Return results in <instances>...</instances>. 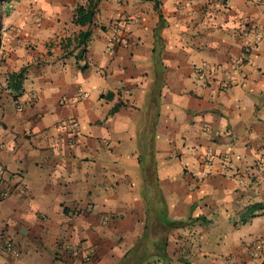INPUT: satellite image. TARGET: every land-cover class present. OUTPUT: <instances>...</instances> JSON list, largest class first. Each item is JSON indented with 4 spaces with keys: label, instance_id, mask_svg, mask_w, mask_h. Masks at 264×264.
Returning <instances> with one entry per match:
<instances>
[{
    "label": "crops",
    "instance_id": "0c3cea01",
    "mask_svg": "<svg viewBox=\"0 0 264 264\" xmlns=\"http://www.w3.org/2000/svg\"><path fill=\"white\" fill-rule=\"evenodd\" d=\"M158 1L101 0L94 24L127 19L125 41L93 29L82 60L61 44L31 56L15 127L32 137L1 162L25 189L18 264H79L80 244L88 264H264V0ZM45 2L56 22L72 3V20L73 1ZM199 67L217 70L201 80Z\"/></svg>",
    "mask_w": 264,
    "mask_h": 264
},
{
    "label": "rangeland",
    "instance_id": "374dc122",
    "mask_svg": "<svg viewBox=\"0 0 264 264\" xmlns=\"http://www.w3.org/2000/svg\"><path fill=\"white\" fill-rule=\"evenodd\" d=\"M71 1H73L75 6L84 3L83 0ZM46 2L45 0H13L9 4H4L0 7V264H18L22 258L23 250L20 244H23L15 238L20 232L17 230V220L15 215H13L12 208L17 206L16 199H24L26 197L25 189L22 185L19 183L14 185L10 183L11 181L7 177H4L6 171L1 162L3 158L8 157V154L12 151L11 145L14 146L17 138L19 141H29L32 137L30 133L26 131L20 132L15 127L17 114H22L23 108L19 99L20 96L9 87L8 77L21 70L25 71L32 55H40L44 50H48L50 55H54L55 52H51V50L56 49L59 44L65 43L68 38L61 39V42H59V36L56 33L51 35L52 31H63L64 35L69 34V38L76 34L73 31H80V28L74 26L69 20L68 11L72 9V3L71 6L69 5L70 2L66 4V13L56 22L52 20V13L48 10L49 4L47 5ZM128 22L127 19H114L106 26L101 23L99 25L94 24L90 27V30L114 31V26L119 24L122 26L121 31H126L125 25L127 26ZM12 49L14 51H11ZM2 141H5V143H2ZM102 154L104 155V152ZM141 166L144 167L145 165L141 164ZM110 175H107V178H112ZM152 200L154 201V198ZM155 204L166 206V201L162 197H158ZM185 227L178 229L183 233L184 230L186 232L192 231V227L186 229ZM36 232V230L31 231L27 235L25 232L23 233L31 240L28 244H24L30 248L29 250L33 248L34 244L38 245V249L41 247L38 242H35L40 237V234H38L34 238ZM51 235L49 234L48 236ZM195 240L194 244H187L186 249L193 254H200L199 250L204 248L201 243L203 239L197 238ZM6 242H11L12 246L17 249L18 257H13L5 251L3 244ZM71 247L70 252L73 254V246ZM79 247L85 248L86 245L80 244L77 248ZM166 247V243H162L158 247V251L162 252L160 256L163 263L167 262V258L164 256ZM73 258L77 259L74 256ZM77 260H79V264H85L81 258ZM207 263L208 260L203 259L202 256L199 264ZM177 264H181V262L178 261Z\"/></svg>",
    "mask_w": 264,
    "mask_h": 264
},
{
    "label": "trees",
    "instance_id": "16d2710c",
    "mask_svg": "<svg viewBox=\"0 0 264 264\" xmlns=\"http://www.w3.org/2000/svg\"><path fill=\"white\" fill-rule=\"evenodd\" d=\"M13 0H0V7L4 4H9ZM101 0H84V4H78L73 13V17L71 20V23L74 26H78L80 28H85V30H80L78 33H76L71 38H68L65 40V43H62V50L66 54V56H70L74 58L76 61L82 60L83 56L87 52V43L91 37V30L90 27L94 25L96 15L98 12V5ZM149 2H152L154 4V9L158 11L160 2L158 0H146ZM157 29L161 28L162 25V16L159 14L158 17V23H157ZM78 68L80 70H84L86 68V65L81 66ZM27 71V69L25 70ZM25 71L21 70L17 73L11 74L8 77L9 81V87L16 93L18 96H21L23 93V82L25 79ZM118 107V106H117ZM117 107H114V109L111 111V113L116 112ZM171 228H180L184 227L185 223L183 222H172L170 224ZM8 244H11L6 242L3 244V248H5ZM91 249V254L88 257V261L83 262L85 264L90 263L91 258L94 256V249L91 246H87ZM76 248V247H75Z\"/></svg>",
    "mask_w": 264,
    "mask_h": 264
},
{
    "label": "built area",
    "instance_id": "2783aa9c",
    "mask_svg": "<svg viewBox=\"0 0 264 264\" xmlns=\"http://www.w3.org/2000/svg\"><path fill=\"white\" fill-rule=\"evenodd\" d=\"M122 26L117 24L114 26V31H112L110 37H109V43L110 44H114L116 42H119V38H121L122 40L125 41V35L123 34L124 31H121ZM253 35L255 37H257L258 32L257 31H252ZM110 47H108L109 49ZM215 68H210V67H199L195 69V73L197 75V77L201 80H205L208 78V76L214 72ZM229 85V81H224L223 82V86L227 87ZM88 97L87 93H83V92H78L76 93L73 97L71 98H67V99H63L61 100L62 103L64 104H73V103H78L82 100H85ZM61 127H68L71 129V134L76 135V133H78V124L74 121V120H67L66 122L62 121L60 123ZM213 154L208 152L205 154V156L203 157V161L205 163H211L213 161ZM5 251L9 254H11L13 257H18L19 253L17 251L16 248H14V246H12V244H8L5 247ZM91 254V249L89 247H85V248H75L73 249V256L77 259L81 258L84 261H88V257ZM253 256H256V254L254 253Z\"/></svg>",
    "mask_w": 264,
    "mask_h": 264
}]
</instances>
